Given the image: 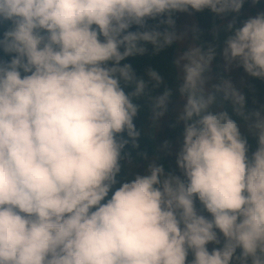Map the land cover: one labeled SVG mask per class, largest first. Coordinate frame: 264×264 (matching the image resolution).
<instances>
[{
    "label": "trees",
    "instance_id": "16d2710c",
    "mask_svg": "<svg viewBox=\"0 0 264 264\" xmlns=\"http://www.w3.org/2000/svg\"><path fill=\"white\" fill-rule=\"evenodd\" d=\"M246 12L247 0H0V264H178L175 249L194 257L203 229L164 219L166 189L183 202L202 194L219 211L253 209L264 222V184L244 158L257 141L214 139L206 100L179 87L175 57L189 43L217 62L252 36ZM256 23L264 43V13ZM236 70L252 71L211 115L229 127L260 110L264 55H241ZM175 144L222 165L225 182L180 180L168 157ZM207 252L204 264H264L244 240Z\"/></svg>",
    "mask_w": 264,
    "mask_h": 264
},
{
    "label": "rangeland",
    "instance_id": "374dc122",
    "mask_svg": "<svg viewBox=\"0 0 264 264\" xmlns=\"http://www.w3.org/2000/svg\"><path fill=\"white\" fill-rule=\"evenodd\" d=\"M254 1L247 0L249 9L253 10L252 14L246 12L248 16L247 24L252 30V36L244 43L226 46L222 50L219 60L214 63L202 60L196 47L191 46L189 43H187L188 47L185 52L181 53L176 50L175 57L178 60L179 87L181 89L197 90L206 100L204 117L210 125L214 139L227 142L232 133H237L251 136L257 141V150L252 154H246L244 158L249 169L264 184V96L257 116L252 120L243 121L238 125L229 127L218 124L214 116H211L212 113L220 110L219 102L223 95H227L230 102L238 97L243 82L245 83L252 71L243 70L240 73L236 70L239 57L254 51L264 55V43L258 36L260 27L256 23V19L264 13V9H257ZM258 1L264 4V0ZM188 17V12L186 16L182 17L184 21V23H180L182 30L186 26H191L190 23L185 25V20ZM188 39L191 40L190 37ZM179 99L182 105L177 115L182 109L184 110V106L188 102L183 93H181ZM168 110L171 111L168 117L177 119L175 107H169ZM183 139H186V137H183ZM168 155L171 158V168L179 173L180 180L192 176L194 182L202 187L205 182L221 184L227 179L225 174L227 171L222 165L212 164L209 157H191L185 147L175 144V149L169 150ZM152 160L153 158L148 160L141 172L144 180H146L149 172H153V169H150ZM154 181L162 183V179ZM164 195L169 201L163 211L164 219L167 222L190 221L197 223L203 229V243L198 254L194 257H188L182 249L174 250L173 254L177 257L178 264H204L208 256L207 251L211 246L231 240L250 242L257 247L260 253L264 254V222L256 219V212L253 209L219 211L214 209L206 200V196L202 194L193 197L186 196L185 199L187 200L185 202L179 200L178 192L170 189H166ZM142 264L151 263L145 262Z\"/></svg>",
    "mask_w": 264,
    "mask_h": 264
},
{
    "label": "clouds",
    "instance_id": "9594fccd",
    "mask_svg": "<svg viewBox=\"0 0 264 264\" xmlns=\"http://www.w3.org/2000/svg\"><path fill=\"white\" fill-rule=\"evenodd\" d=\"M122 263H126V262L118 257V258H115V259L111 260V262H109L108 264H122ZM96 264H103V263L102 262H98Z\"/></svg>",
    "mask_w": 264,
    "mask_h": 264
}]
</instances>
